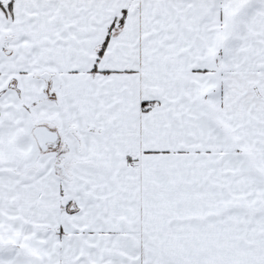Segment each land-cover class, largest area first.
I'll return each instance as SVG.
<instances>
[{
  "label": "snow or ice",
  "instance_id": "1",
  "mask_svg": "<svg viewBox=\"0 0 264 264\" xmlns=\"http://www.w3.org/2000/svg\"><path fill=\"white\" fill-rule=\"evenodd\" d=\"M0 264H264V0H0Z\"/></svg>",
  "mask_w": 264,
  "mask_h": 264
}]
</instances>
